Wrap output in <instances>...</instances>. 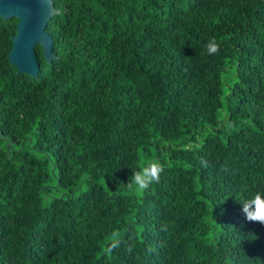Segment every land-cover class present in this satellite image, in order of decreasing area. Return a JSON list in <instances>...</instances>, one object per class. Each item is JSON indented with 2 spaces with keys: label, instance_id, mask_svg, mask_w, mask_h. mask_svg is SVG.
I'll return each mask as SVG.
<instances>
[{
  "label": "trees",
  "instance_id": "1",
  "mask_svg": "<svg viewBox=\"0 0 264 264\" xmlns=\"http://www.w3.org/2000/svg\"><path fill=\"white\" fill-rule=\"evenodd\" d=\"M52 1L35 77L0 19V264H264V0Z\"/></svg>",
  "mask_w": 264,
  "mask_h": 264
},
{
  "label": "water",
  "instance_id": "2",
  "mask_svg": "<svg viewBox=\"0 0 264 264\" xmlns=\"http://www.w3.org/2000/svg\"><path fill=\"white\" fill-rule=\"evenodd\" d=\"M62 11L54 7L52 0H0V19L15 18L16 32L11 37L8 62L16 68V74L35 77L39 72L35 47L40 46L47 63L56 58L53 37L45 31L49 20Z\"/></svg>",
  "mask_w": 264,
  "mask_h": 264
},
{
  "label": "clouds",
  "instance_id": "3",
  "mask_svg": "<svg viewBox=\"0 0 264 264\" xmlns=\"http://www.w3.org/2000/svg\"><path fill=\"white\" fill-rule=\"evenodd\" d=\"M207 54L213 55L219 52L220 44L215 38H211L205 44ZM163 171L162 165L155 159L146 161L139 169L132 171L128 178V187L138 188L140 190L147 189L153 182H159V177ZM242 206V212L246 219L252 222H259L264 225V191H256L247 197L238 200ZM259 262V258H256Z\"/></svg>",
  "mask_w": 264,
  "mask_h": 264
}]
</instances>
